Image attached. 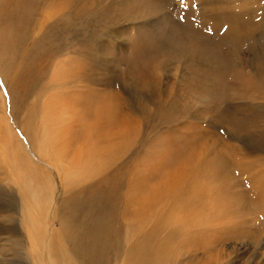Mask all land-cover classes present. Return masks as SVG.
I'll return each mask as SVG.
<instances>
[{
	"label": "rangeland",
	"instance_id": "1",
	"mask_svg": "<svg viewBox=\"0 0 264 264\" xmlns=\"http://www.w3.org/2000/svg\"><path fill=\"white\" fill-rule=\"evenodd\" d=\"M31 1L11 21L2 17L10 1L0 0V264H124L140 240L125 199L129 169L148 177L139 186L147 191L171 170L174 146L264 169V0ZM80 95L113 102L134 132L118 142L121 153L107 147L118 160L82 175L81 151L103 146L111 128L83 121ZM41 193L37 209L31 196ZM245 198L224 220L197 227L200 244L174 241L172 264H264V208Z\"/></svg>",
	"mask_w": 264,
	"mask_h": 264
},
{
	"label": "bare ground",
	"instance_id": "2",
	"mask_svg": "<svg viewBox=\"0 0 264 264\" xmlns=\"http://www.w3.org/2000/svg\"><path fill=\"white\" fill-rule=\"evenodd\" d=\"M9 1L10 2L5 6V8H3L4 14L3 16L1 14V16L5 18V20L8 19L11 21L20 19L17 16V11L21 10L25 5L26 7L30 6V4L32 3L31 0H9ZM26 12L27 11H25L24 14H26ZM7 31L10 32V30H7ZM13 37L10 35V33L8 34V32L4 31V40L6 39L5 41L6 49L11 45L10 39L13 40ZM47 38L49 37L47 36ZM16 39L18 38L16 37ZM8 44L10 45L7 46ZM12 44L14 45V43ZM16 45L17 44H15V46ZM11 47L12 46H10V48ZM2 48L4 49L3 45H2ZM15 49H17V47L14 48V50ZM8 51H11V50H8ZM86 96L82 97L80 95L77 98H75L79 100L78 102L79 106L81 107V109L84 110L83 114L85 116L83 118V121L85 123L89 121L91 125L93 126L94 125L101 126L102 124H104V127L109 128V129L111 128V133L108 134L105 141H103L100 137L99 143H102V141L105 142L103 146H100V145L98 146V144L97 146H94L92 144L93 147H90V149H92L91 151L95 153L94 155L93 153L89 154L88 150L87 152L89 155L87 154L86 151H83V152L81 151L80 154L85 155V158H87L90 162L94 164V166L92 167L88 162H86L85 158L83 157L84 158L83 163H85V169L82 171L81 175L88 173V169L93 171L96 164L102 163L103 167H105L110 161L114 160V158L117 159L118 158L117 156H110L108 153L115 150L117 147H119L118 142L123 140L124 135H125L124 139H126V142H127L126 144H128V141L131 138L130 137L131 134L133 135L134 133V132L133 133L131 132V129L129 130L127 126L128 122L126 121V119L124 121L121 118V116L118 115L117 108L111 105L113 104V102L110 104L107 102H100V101L95 102L94 100L93 102L95 103H92V100H91V103H90V99H89L90 97L88 96L86 97ZM92 98L94 99V97ZM97 100H100V98ZM67 102L68 101H65L64 103H67ZM15 105H16V99H15ZM45 116H46V113H45ZM45 118L43 116V119ZM118 119H122L121 121L122 122L124 121V124L121 125L122 128L120 130L114 131L112 125L118 124V122H116L118 121ZM85 123H84V127L88 128L90 123L88 124V126H86ZM89 133H92L91 135H94L95 132L92 131ZM87 134L88 133H85L86 136L83 139L84 141L86 140L85 141L86 146L91 144L89 142L90 140L89 139L87 140ZM4 136H5V139H3V141L7 143L8 139L6 137H9V139L11 137V131H9V128H7L6 131L4 132ZM116 138L119 139L117 142H116ZM109 146H110L109 152H106L107 147ZM122 147H123V144H120V147H119L120 153L123 151ZM14 150L16 151V149ZM127 150L128 148L126 149V151ZM208 150H209L208 147H203V148L199 147L197 149H193L191 146H189L184 151V149L182 150V147L174 146L173 152H170L169 154L174 155L177 158L171 170L167 171L165 175H161L159 177L158 182L154 185H151L149 189L143 193L139 191L140 189H142L143 186L140 188L139 186L144 185L146 181L149 180L148 177L145 176L144 178H142V176H138L136 169H134L135 165L131 169H129L130 172L128 176L129 180L127 181V185L129 186L130 189H129L128 196H126L125 199L129 207L128 208L129 214H131V216L133 217L135 216L132 219H135L137 221L136 225L138 226L137 228L138 237L140 238V240L139 242L136 241L134 245L131 246L127 250L126 259H125L126 261L124 264H172V262L175 261V258H173L174 251L172 249L173 244H176V243H173L174 241L178 239V241L180 240V243L184 246L187 245L188 241L190 242L188 246L200 244L199 240H201L200 237H202L203 235L202 234L203 230L202 229L198 230L197 227L199 226L200 228V226H206V227L212 226L211 220L215 218H217L218 221L224 220V218H226L227 216L233 213V206L231 202H233L234 199H237V201L239 199L240 200L244 199L245 198L244 194H246L247 196V198H245V201L247 202L249 201V203L256 205L258 208L260 207V209L261 207L264 208L263 206L264 204V169L257 171V172H253L251 171V169H248L247 167L238 168V165H239L238 163H231L229 161H226L225 156L222 157L220 155H216L215 157L209 159L206 153V151L208 152ZM106 154H108L110 157H107L108 159L106 158V160L104 159L102 160V157H104ZM4 155H9V154H7L6 152V154ZM101 155L102 157H100ZM166 155L167 154H165V156ZM3 157L6 158L7 156L6 157L3 156ZM11 159L12 158H10V160ZM257 161H259V159H257ZM230 166L232 167V169L229 168ZM101 172L104 173V171L102 170ZM115 172H118V169ZM243 172L248 173L249 177L253 178L254 183L252 186H249L250 180L249 181L247 180L248 182L245 180L248 178V176H246L243 179V181H239V180L238 182L232 181L233 177H237L236 176L237 174H242ZM78 174H76L77 177H80L81 175L78 176ZM113 174L115 173L113 172ZM207 180L213 183V187L204 188L206 187L204 181H207ZM241 185H244V187H246L247 190L243 191V193L238 192V194L235 193L233 190L231 193L232 188H236L237 186H241ZM115 187L118 188V186H115ZM136 191L139 192L138 196L136 195ZM114 195L116 196V194ZM208 197L210 198V205H207ZM46 198L47 196L44 197L43 193H41L40 195L34 194L33 196H31V200L35 203L37 209L43 207V205L45 204L47 200ZM97 199L95 200L97 201ZM165 205L170 206L167 213H165L164 215H160V211H157L153 214V218L144 219V217L148 216V214L151 212L154 206L165 207ZM110 206L108 205L107 207L112 208V204ZM210 207L212 208V211H211L212 213L207 214V210H211ZM176 215H178L177 218H176ZM223 215H225L224 218L222 217ZM125 218L131 219V217H128L127 214ZM203 236L205 237V235ZM204 237L202 238L204 239ZM215 238L216 237H213L212 239H210V241ZM85 259L88 261L87 258Z\"/></svg>",
	"mask_w": 264,
	"mask_h": 264
},
{
	"label": "snow or ice",
	"instance_id": "3",
	"mask_svg": "<svg viewBox=\"0 0 264 264\" xmlns=\"http://www.w3.org/2000/svg\"><path fill=\"white\" fill-rule=\"evenodd\" d=\"M181 3H183V0H181Z\"/></svg>",
	"mask_w": 264,
	"mask_h": 264
}]
</instances>
